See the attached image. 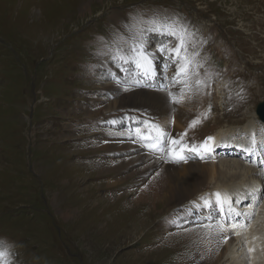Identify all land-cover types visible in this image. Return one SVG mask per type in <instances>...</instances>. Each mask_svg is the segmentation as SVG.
I'll return each instance as SVG.
<instances>
[{
    "label": "rangeland",
    "instance_id": "374dc122",
    "mask_svg": "<svg viewBox=\"0 0 264 264\" xmlns=\"http://www.w3.org/2000/svg\"><path fill=\"white\" fill-rule=\"evenodd\" d=\"M46 1L54 0H0V242L10 253L8 259L12 264H176L172 256L197 247L196 236L175 232L162 242L166 231L162 219L168 210L188 202L159 199L166 203L156 207L165 211L154 218L149 212L154 202L148 207L135 200L143 170L127 177L120 187L109 183V175L95 170L96 175L83 173L78 167L88 162L99 168V163L86 161L87 153L94 160L108 155L98 151L101 139L96 133L101 128L95 124L104 113L114 116L112 111L122 99L131 96L123 90L124 97H112L117 94L112 88L101 79L94 81L101 76L100 65H109L106 71L122 79L129 73V64L112 57L118 48L127 47L130 34L127 27L110 23H116L115 14L123 20L128 14L137 26L136 15L159 12L160 18H170L167 22L174 28L179 21L189 22L197 32L209 33L213 55L198 51L199 43L189 45V55L197 62L224 67L227 75L242 76L251 90L242 114L251 116L252 108L255 113L264 101V0H55L45 11L46 16L53 13L51 21L41 26L38 21ZM31 3L39 9L32 12ZM170 11L181 14H162ZM114 26L125 32L119 40ZM146 38L151 53L162 42L174 40L155 34ZM104 99L114 109L105 112ZM226 113H218V125L235 129V112ZM253 119L262 125L256 115L249 122ZM263 205L259 207L264 211ZM230 219L235 220V215ZM263 226L260 220L257 229L262 231ZM205 246L201 264L209 262ZM241 254V262L248 264V255ZM181 262L177 259V264Z\"/></svg>",
    "mask_w": 264,
    "mask_h": 264
},
{
    "label": "bare ground",
    "instance_id": "6f19581e",
    "mask_svg": "<svg viewBox=\"0 0 264 264\" xmlns=\"http://www.w3.org/2000/svg\"><path fill=\"white\" fill-rule=\"evenodd\" d=\"M50 2H55V0L44 2L42 17L38 21V25L44 26L43 21H46L47 23L51 21V15L53 13H49L48 16H46L45 14L46 7ZM53 5L55 6V4ZM28 6L31 7L30 9L32 12L39 9V7H37L34 3L28 4ZM58 7L60 8V5ZM35 20H38V18ZM114 20L118 25H120L123 21V19L118 16V14L114 15ZM34 25L35 28L32 29L36 32L37 24ZM133 69V72L140 71L135 66L133 67ZM163 77L165 78L164 74ZM105 80L106 78L104 79V83L109 84L105 85L106 88L118 87L121 90V92L118 94V97H124V94H121L123 90L117 82L110 83L109 81ZM94 81L96 82V80ZM138 88H141V86L139 85ZM137 89H133L129 93V95L131 96L128 97L130 98L128 101H126V98H124L122 99L123 101L119 103L117 109L124 106L125 112H119L117 111V109L115 111H112V114L118 118V123L113 125L111 122H108L106 119L110 116L104 113L105 118L103 121V126L107 125L109 127V130L107 131L113 136V138L108 142H102V139L99 140L100 145L98 146V151L101 153V155H108H104V157L96 155L97 159L100 158L98 159V161L94 160L95 156H93V154L87 153L89 155L87 156L86 161H91V163L93 164L99 163L100 166L99 168H97L92 166L88 162H85L83 164V167H80L78 165V167L81 169V172L96 175L95 171H98V173L101 175H109V178L112 179L111 182L109 179V183H112L111 185L113 186L119 185L121 187L122 184H124L123 182L126 181L127 177L131 176L132 174L135 175L139 173V170H143L144 173H142L141 175L142 183L140 184L137 190H134L136 192L135 200L143 201L140 204H144L148 207L154 202V205H151L154 207H150L151 211H149L151 217L154 218L161 212L165 211L163 209L160 211L158 207H156V205L159 203H166V201H159V199H162L164 197H170L171 201H178L181 203L188 202L190 205L194 202L200 201L199 205L204 206L203 202L205 200L209 201L210 198H212L216 201L217 197L214 194L220 193L221 198L224 201L223 204L225 203L224 199L227 197L229 202L230 200H236V202L234 203L239 204L240 199L242 200L243 198H245L243 192H241L239 195L237 193V191L240 190L243 185H246L250 189H252L251 184L254 181H260L261 184L264 186V171L259 172L255 168L237 162L236 160L227 161L225 159H221L217 164L197 160L201 157L207 156L208 152H211L212 155L214 153H218V143L220 142V139H211L209 141L205 140L200 145L185 147L181 152V156H183L184 159L179 158L178 162L175 165V163L170 162V159H168L167 162H164L163 160L153 161L158 158V154L148 155L145 152L147 146L145 144H142L139 140V147H135L130 146V144L137 140L128 141L124 137H118V135H121L123 131L120 127L123 126V124L127 123L126 118H129L133 122L127 123L129 124L128 128L130 132L135 131L134 126H136V128L140 126L138 121L141 119L142 107L152 109L155 114L160 115L162 117L164 122L167 121V114L172 113V106L170 100L165 93L159 91H135ZM179 100L180 103L177 104L178 108L174 113L173 118L176 120V125L182 127L186 120L191 116V112L195 108L189 106V102L183 99ZM102 101L105 103L103 108L105 112L109 111L111 108L114 109V107H112L110 104H107L109 102L107 101V99H104ZM170 119L171 118H169V120ZM143 126L150 128V126L143 124L142 128L139 127L141 133L146 136H149L150 138L156 136L155 132L152 129L145 131L143 129ZM248 126L250 125H246L245 128L248 129ZM262 126L264 128V124H262ZM204 127L199 132L201 137L209 134L220 135L222 132L224 134H228L231 131H220L218 130V126H215L214 128H211V132H209V129H206ZM99 132H102V129H99ZM259 132H261V129L259 130ZM122 136H124V134H122ZM242 137L243 136L241 134L236 136L237 139L241 140L238 145L243 146L244 144L251 142L250 140L244 139ZM139 139L141 138L139 137ZM155 143L158 144V141H155ZM233 146H235V144L223 146L225 147L224 151H222L224 156H227L228 154H234L243 156L247 159L258 161L263 155L261 153H258L257 149L251 148H248L246 151L242 149H237L233 151V149L235 148H230ZM191 149H195V151H192ZM261 149H264L262 143ZM200 151H204L205 153L203 155H199L198 153ZM166 155L167 157L175 158L177 156V154L173 151H167ZM128 168H132V170L129 173H125ZM177 189H180V191L176 192ZM204 191H209L208 194L210 195V197L207 195L196 196L198 193ZM255 195L249 200V209L254 208L257 200L260 201L261 199L258 196L255 197ZM149 197L152 198V200L141 199H147ZM221 206L219 212L215 209L214 213L207 214L206 216L208 217L206 218L205 222L214 221L215 219H211L214 217H218L220 214H225ZM229 208L231 209L230 211H233L235 217L237 216L236 214L240 212L239 209L235 206L228 207L227 209ZM259 209L262 208L258 207V210ZM171 210H168L166 215L169 214ZM251 212L256 214L257 210L252 209ZM73 214L74 213H72V216L75 217ZM78 214L79 212L76 213V217L78 216ZM234 215L232 217H234ZM257 220L258 222L260 220L264 221V216H262L261 218L258 217ZM257 225L246 233L236 232V239L231 240L226 246H222L221 244H219V242L215 241L218 240L217 236H204L202 244L203 249H199L200 243H196L195 245H197V247L194 246L191 249L196 254L197 260L199 261L198 264L203 263V261L200 260L202 252L204 250V243L206 245L205 247L207 248L206 257L209 260L208 264H227L229 261L231 262V264H243L241 262V259H239L240 257H242L241 253H246L248 255V264H264V226L262 227L261 231L257 229ZM194 231L195 228L189 229V232ZM257 232H260L261 235L253 236ZM180 236H187L186 238H188L189 235L185 233L184 235ZM202 258L204 259V257Z\"/></svg>",
    "mask_w": 264,
    "mask_h": 264
},
{
    "label": "snow or ice",
    "instance_id": "6c2138e0",
    "mask_svg": "<svg viewBox=\"0 0 264 264\" xmlns=\"http://www.w3.org/2000/svg\"><path fill=\"white\" fill-rule=\"evenodd\" d=\"M170 18H160L159 15H154L149 21L146 27L140 28L135 25H127L128 33H131L128 40L125 41L127 45L126 48H118L116 54L112 57L113 59L120 60L121 64H130L134 65L137 69L140 70L139 78L131 77L125 78L122 81H118L119 86L122 90L127 91L128 87H135L140 84V78L146 79L148 82H151L154 74V69L152 66V55L166 54L168 55L170 66L176 68V74L173 75L167 83L163 84V91L168 93V98L171 103L179 104L180 100L172 95L170 91V86L180 83L183 87L187 81L183 80L182 77H187L191 72L192 65V55H189L188 48L189 44L185 40L184 36L175 31L174 25L168 23ZM146 33H153L157 36H166L175 40L174 44L169 45L168 47L163 46V42L161 47L156 50L155 53H150L149 46L147 43ZM194 55H198L195 53ZM183 62V63H182ZM112 74L108 73V78H110ZM128 86V87H126ZM113 125L116 124V121H111ZM156 130L158 131V135L155 137H149L141 133L139 127L135 129L136 135L145 141L147 145H151L150 150L159 151L162 144H156L155 141L161 140L163 137L165 142H169L172 144H176V140H168V132L166 129L156 125ZM186 135V134H181ZM209 140L213 139L212 137H208ZM195 151V149H191ZM247 149H245L246 151ZM180 159H184L183 156H180ZM217 199L215 202H209L205 200L203 202L204 208H206L209 213L213 209H216L218 212L220 211V206L223 204V200L221 198L220 193L214 194ZM195 206H193V211H196ZM203 210V209H199ZM231 210L230 208L228 209ZM236 215H239L237 213ZM10 253L6 250V246L3 242H0V264H12V261L8 259Z\"/></svg>",
    "mask_w": 264,
    "mask_h": 264
}]
</instances>
